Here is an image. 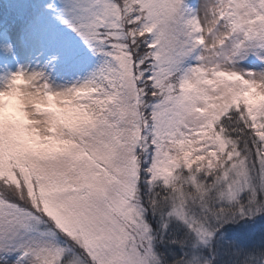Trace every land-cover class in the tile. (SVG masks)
I'll return each instance as SVG.
<instances>
[{
  "label": "snow or ice",
  "instance_id": "obj_1",
  "mask_svg": "<svg viewBox=\"0 0 264 264\" xmlns=\"http://www.w3.org/2000/svg\"><path fill=\"white\" fill-rule=\"evenodd\" d=\"M0 264H264V0H0Z\"/></svg>",
  "mask_w": 264,
  "mask_h": 264
}]
</instances>
